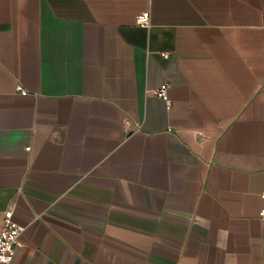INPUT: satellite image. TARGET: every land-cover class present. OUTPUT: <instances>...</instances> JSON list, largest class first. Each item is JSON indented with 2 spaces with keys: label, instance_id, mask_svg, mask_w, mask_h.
<instances>
[{
  "label": "crops",
  "instance_id": "1",
  "mask_svg": "<svg viewBox=\"0 0 264 264\" xmlns=\"http://www.w3.org/2000/svg\"><path fill=\"white\" fill-rule=\"evenodd\" d=\"M263 192L264 0H0L2 264H264Z\"/></svg>",
  "mask_w": 264,
  "mask_h": 264
},
{
  "label": "built area",
  "instance_id": "2",
  "mask_svg": "<svg viewBox=\"0 0 264 264\" xmlns=\"http://www.w3.org/2000/svg\"><path fill=\"white\" fill-rule=\"evenodd\" d=\"M136 22L142 27H150V14L149 12H143L136 17ZM162 56L168 57L169 53H162ZM169 83L165 82L163 85L153 88L151 91L153 94L163 98L167 106H171V98L168 95ZM17 88L22 92L26 90L22 85L18 84ZM264 195V192H263ZM260 215L264 217V209L260 211ZM26 225L18 222L14 218L13 208H7L4 214V221L2 229L0 230V264L11 262L14 260L16 245L19 244V236L25 230Z\"/></svg>",
  "mask_w": 264,
  "mask_h": 264
}]
</instances>
